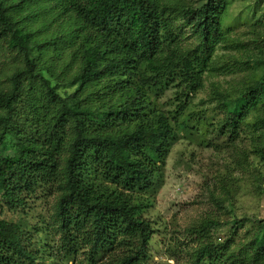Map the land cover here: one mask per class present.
<instances>
[{"label": "trees", "instance_id": "1", "mask_svg": "<svg viewBox=\"0 0 264 264\" xmlns=\"http://www.w3.org/2000/svg\"><path fill=\"white\" fill-rule=\"evenodd\" d=\"M225 6L0 0V49L13 54L0 68V213L38 191L52 197L35 248L0 217V264H150L153 228L141 211L181 138L231 152L239 168L251 156L264 166V31L251 38L254 50L228 36ZM219 42L243 58L218 64ZM243 68L239 86L212 78ZM207 84L208 106L190 109ZM218 181L212 199L231 207V186ZM231 224L243 237L200 242L189 264H264V220Z\"/></svg>", "mask_w": 264, "mask_h": 264}, {"label": "rangeland", "instance_id": "2", "mask_svg": "<svg viewBox=\"0 0 264 264\" xmlns=\"http://www.w3.org/2000/svg\"><path fill=\"white\" fill-rule=\"evenodd\" d=\"M171 1L197 3L202 0ZM225 5L223 26L227 35L239 38L242 43L248 42L247 48L254 50L251 38L260 37L259 32L264 31V0H225ZM251 27L256 30L253 34ZM10 55L13 54L8 49H0V68H5L7 61L11 62ZM216 55L218 64L227 61L231 55L237 59L244 56L242 49L227 48L225 42L218 43ZM261 66L260 63L258 72ZM249 71L247 68L234 69L230 73L222 70L212 78L222 86H239ZM208 92L207 84L193 97L190 109L207 107L208 104L200 100ZM219 115L209 109L205 113L212 120L218 119ZM250 159L252 162L248 167L239 168L231 152L204 147L196 135L181 138L171 147L165 161L162 185L151 198L149 207L141 211L153 228L149 243L150 264H189L190 252L200 242L243 237V227L231 235L234 218L244 219L246 226L264 220V166L257 158L251 156ZM220 178L231 186V207L227 203L217 207L212 199L220 192ZM45 195L38 191L24 207L15 211L3 208L0 213V217L22 226L29 248L38 244L42 237V222L48 220L52 197ZM229 221V226L222 225Z\"/></svg>", "mask_w": 264, "mask_h": 264}]
</instances>
